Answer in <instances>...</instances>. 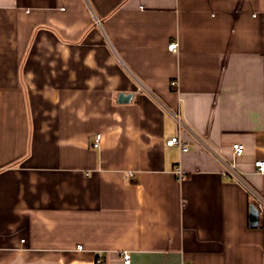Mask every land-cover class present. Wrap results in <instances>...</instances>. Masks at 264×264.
Masks as SVG:
<instances>
[{"label":"crops","instance_id":"0c3cea01","mask_svg":"<svg viewBox=\"0 0 264 264\" xmlns=\"http://www.w3.org/2000/svg\"><path fill=\"white\" fill-rule=\"evenodd\" d=\"M258 160L264 0H0V264H264Z\"/></svg>","mask_w":264,"mask_h":264},{"label":"built area","instance_id":"2783aa9c","mask_svg":"<svg viewBox=\"0 0 264 264\" xmlns=\"http://www.w3.org/2000/svg\"><path fill=\"white\" fill-rule=\"evenodd\" d=\"M177 48H178V43L172 42L171 44H169V49L171 51H176ZM172 84L176 85L177 82L173 81ZM174 116H175V119L177 122L178 131H177V134L175 136H173L167 140V145H169V146L179 145L183 150L186 151L189 149V147H188V145L184 144L183 140H182V130L186 128L185 127L186 126L185 121H184L180 111L174 112ZM99 139H100V136L98 135L95 139L96 144H98ZM244 150H245V148H244L243 144H241V143L233 144V151H234L235 156L242 155L244 153ZM223 162L225 165L224 174H230L233 178L240 180V181L244 180L242 173L236 168L235 163L228 162L226 160H224ZM256 168H257L258 172L263 173L264 172V160L256 161ZM181 176H182V173L179 171V177H181ZM129 177H133V173H130ZM253 194H254L255 198L257 199L256 202L259 203L258 205H262V203H263L262 197L257 192H253ZM123 259L125 260V262L129 263L130 262V255L128 253H124ZM97 262H98V264L103 263L102 259H98Z\"/></svg>","mask_w":264,"mask_h":264},{"label":"water","instance_id":"95a60500","mask_svg":"<svg viewBox=\"0 0 264 264\" xmlns=\"http://www.w3.org/2000/svg\"><path fill=\"white\" fill-rule=\"evenodd\" d=\"M132 98V93H124L121 92L118 96V101L119 102H129ZM259 207L252 203L250 205V220H251V225L255 226L259 223Z\"/></svg>","mask_w":264,"mask_h":264}]
</instances>
